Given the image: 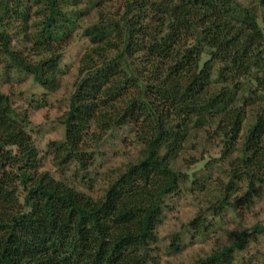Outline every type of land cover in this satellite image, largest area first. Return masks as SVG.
<instances>
[{"label": "trees", "instance_id": "trees-1", "mask_svg": "<svg viewBox=\"0 0 264 264\" xmlns=\"http://www.w3.org/2000/svg\"><path fill=\"white\" fill-rule=\"evenodd\" d=\"M74 33L88 46L58 117L62 139L48 142L53 165L86 170L87 141L126 126L138 155L100 197L79 191L40 169L26 112L0 91V264L156 263V230L181 189L210 193L168 235L169 254L183 235L254 203L264 183V0H0L3 68L44 93L58 87ZM188 146L202 149L177 166ZM258 234L264 221L175 264H233Z\"/></svg>", "mask_w": 264, "mask_h": 264}, {"label": "rangeland", "instance_id": "rangeland-1", "mask_svg": "<svg viewBox=\"0 0 264 264\" xmlns=\"http://www.w3.org/2000/svg\"><path fill=\"white\" fill-rule=\"evenodd\" d=\"M17 43V42H16ZM15 43V44H16ZM88 46V41L77 33L68 40L62 49L60 70L56 90L44 93L40 86L33 82L29 75L17 73L13 69L3 68L0 61V91L9 95L13 107L27 114V130L37 147L40 157V169L48 171L55 178L62 177L79 191L92 197L101 196L104 187L119 173L127 162L133 161L138 155L140 145L134 138V132L129 126L113 128L102 135L101 140H89L87 143L93 148V159L86 170H78L74 163L56 168L51 161L49 141H60L63 127L58 117L67 107L68 96L73 89L76 75L77 60L80 53ZM199 140V138L197 137ZM194 141L195 143L198 141ZM198 150L187 149L176 159V165H184V159H193L199 151L217 156L216 149L210 142H206ZM205 156V155H204ZM184 188L186 186L182 185ZM206 192L189 193L185 190L172 195L167 200L164 217L156 233L158 237L157 249L154 251L156 263L175 264L187 262L191 257L203 255L209 250L229 244L242 228H249L255 223L264 221V183L260 187V195L247 209L236 213L226 212L218 221H214L209 230L202 236L189 239L182 236L184 248L180 253L169 254L165 250L168 235L173 231H180L181 225L188 221L196 212L197 206L204 201ZM264 235L258 234L256 239L248 241L244 250L236 254L233 264H264Z\"/></svg>", "mask_w": 264, "mask_h": 264}]
</instances>
